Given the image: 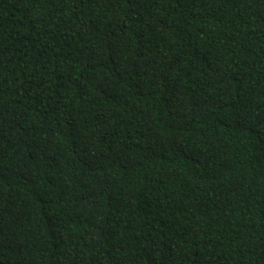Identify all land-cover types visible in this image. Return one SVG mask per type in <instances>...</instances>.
Listing matches in <instances>:
<instances>
[{"label": "trees", "instance_id": "16d2710c", "mask_svg": "<svg viewBox=\"0 0 264 264\" xmlns=\"http://www.w3.org/2000/svg\"><path fill=\"white\" fill-rule=\"evenodd\" d=\"M0 264H264V0H0Z\"/></svg>", "mask_w": 264, "mask_h": 264}]
</instances>
